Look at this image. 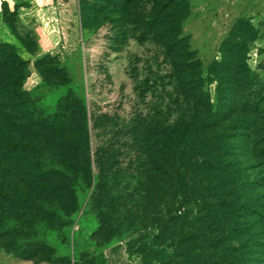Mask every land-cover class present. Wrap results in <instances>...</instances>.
Segmentation results:
<instances>
[{
    "label": "rangeland",
    "instance_id": "rangeland-1",
    "mask_svg": "<svg viewBox=\"0 0 264 264\" xmlns=\"http://www.w3.org/2000/svg\"><path fill=\"white\" fill-rule=\"evenodd\" d=\"M179 1L181 5L166 7V0H0V42L26 61L21 87L38 98L43 115L57 110L58 119L63 109L56 104L68 94L64 118L72 126L69 136L76 141L85 136L86 143L78 144L81 151L86 147L93 172L94 153L101 146L114 151L118 166L133 165L134 151L123 143L131 137L124 133L130 130L127 123L140 118L155 127L156 122L166 125L178 115L188 119L197 112L201 120L210 108L214 126L208 133L231 147V155L215 150L220 167L229 161L227 171L237 183L230 197L238 205L255 204L262 214L256 217L239 208L236 217L245 230L219 220L226 257L230 264H264V127L259 123L264 93L261 100L254 96L256 87H264V0ZM174 19L198 67L197 81L186 83L183 95L171 77L168 52ZM242 181L250 184L237 188ZM178 206L173 205L176 215L177 209L196 215L193 205ZM103 253L107 264L138 261L134 255L127 258L123 242L108 245ZM0 264L50 263L21 259L0 247Z\"/></svg>",
    "mask_w": 264,
    "mask_h": 264
},
{
    "label": "trees",
    "instance_id": "trees-1",
    "mask_svg": "<svg viewBox=\"0 0 264 264\" xmlns=\"http://www.w3.org/2000/svg\"><path fill=\"white\" fill-rule=\"evenodd\" d=\"M176 4L181 2L166 0L162 5ZM174 20L168 52L171 77L183 95L185 84L197 81L198 67ZM25 76L26 61L10 44L0 42V247L5 252L50 264H107L103 250L123 242L127 258L138 259L134 264H230L217 223H238L245 230L238 210L262 214L255 204L238 205L230 197L236 188L227 171L230 164L220 167L215 150L231 155V147L208 133L214 126L210 108L201 120L195 107L193 118L181 114L166 125L156 122L154 127L140 118L127 123L130 130L124 133L131 137L123 143L134 151V161H129L133 165L118 166L114 151L101 146L94 153L93 172L86 147L79 148L83 140L69 136L72 126L64 118L68 94L56 104L63 109L58 119L57 110L43 115L38 98L21 87ZM254 90L261 100L264 87ZM205 104L209 106L207 97ZM76 106L85 131L83 105ZM8 115L14 118L6 119ZM259 123L263 130V116ZM242 182L237 188L250 184ZM174 204H191L196 215L191 209L182 214L177 209L176 215Z\"/></svg>",
    "mask_w": 264,
    "mask_h": 264
}]
</instances>
